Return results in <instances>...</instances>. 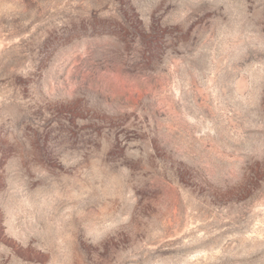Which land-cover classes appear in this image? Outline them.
I'll return each mask as SVG.
<instances>
[{"label":"rangeland","instance_id":"374dc122","mask_svg":"<svg viewBox=\"0 0 264 264\" xmlns=\"http://www.w3.org/2000/svg\"><path fill=\"white\" fill-rule=\"evenodd\" d=\"M0 264H264V0H0Z\"/></svg>","mask_w":264,"mask_h":264}]
</instances>
